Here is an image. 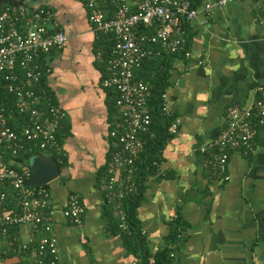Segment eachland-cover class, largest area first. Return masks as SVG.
Masks as SVG:
<instances>
[{
	"label": "crops",
	"instance_id": "obj_1",
	"mask_svg": "<svg viewBox=\"0 0 264 264\" xmlns=\"http://www.w3.org/2000/svg\"><path fill=\"white\" fill-rule=\"evenodd\" d=\"M31 3L49 12L50 31L66 35L60 49L41 58L49 68L48 91L66 113L59 131L65 164L60 167L54 155L40 153L54 158L60 169L58 177L41 185L54 210L58 264H135L103 209L105 175L115 149L108 133L116 113L109 109L102 85L106 71L95 45L103 35L92 31L82 0ZM188 30L191 55L170 58L164 89V115L175 117L177 131L143 181L138 225L154 252L166 244L168 221L179 212L186 229L176 248L178 264H264V125L252 152H231L225 181L211 174L200 151L224 126L226 108L250 106L257 87L264 85V1L214 6L208 15L199 13ZM69 194L85 208L81 226L62 214ZM30 234L29 226L20 225L0 237V264L32 262L31 252L21 249Z\"/></svg>",
	"mask_w": 264,
	"mask_h": 264
},
{
	"label": "built area",
	"instance_id": "obj_2",
	"mask_svg": "<svg viewBox=\"0 0 264 264\" xmlns=\"http://www.w3.org/2000/svg\"><path fill=\"white\" fill-rule=\"evenodd\" d=\"M82 1L94 34L113 39L102 85L113 87L117 94L108 133L115 149L105 175L103 200L112 204L118 227L127 230L123 201L136 188L134 162L152 132L147 108L150 85L136 77L135 71L143 62L162 55L189 57L187 30L192 20L235 0ZM48 19L49 12L32 6L31 0L0 8V237L12 227L29 226L32 234L21 244V249L34 257L28 264H58L50 193L45 186L26 184L30 166L17 159L29 149L54 155L58 162L64 155L57 133L66 113L46 84L40 83L41 76L49 72L47 65L40 64V57L60 49L66 35L61 30L50 31ZM256 92L250 106H228L224 126L200 148L211 174L222 181L229 177L226 169L231 152H252L258 129L264 125V85ZM161 96L164 100V93ZM168 129L176 133V119ZM62 214L76 226L83 224L85 208L76 194H69ZM37 232L45 234L36 238Z\"/></svg>",
	"mask_w": 264,
	"mask_h": 264
},
{
	"label": "trees",
	"instance_id": "obj_3",
	"mask_svg": "<svg viewBox=\"0 0 264 264\" xmlns=\"http://www.w3.org/2000/svg\"><path fill=\"white\" fill-rule=\"evenodd\" d=\"M10 3V2H8ZM188 43L190 40V33L187 30ZM113 43L111 35L100 36L95 45L100 47V54L102 55L101 69L106 71V59L110 47ZM173 55H162L153 61H145L142 65L136 69L135 75L138 78H142L150 85L151 93L148 98L147 108L152 116L151 121V134L146 136V143L143 150L137 156L134 166L135 171L132 175V179L136 183V188L133 192L129 193L123 201V208L125 211V218L127 224V230H121L118 227V220L112 213V206L108 203L103 204L106 218L108 219L109 226L112 232H120L124 239V244L128 249V252L135 258V264H178L177 258V245L185 239L186 226L179 214L175 213V217L168 221V233L165 235V245L157 248L156 251L152 252L145 241V236L141 233L138 221L136 218V208L141 199L143 181L148 174L155 171L154 161L159 160L160 152L164 145V142L172 137L173 134L169 132V124L175 119L172 115H164L162 113V94L167 86V71L170 66V58ZM40 64L43 66L44 63L41 61ZM106 76L102 75V80ZM45 74L41 76L40 83L45 85ZM108 93V104L110 111L116 110V91L113 87H105ZM9 105V104H8ZM61 129V128H60ZM60 131V130H59ZM59 131L57 137L59 138ZM60 141V140H59ZM41 151L37 149H29L19 154L17 159L21 163H27L29 158L33 155L40 154ZM60 162L59 165L62 167L65 164ZM64 163V164H63ZM47 184H45L46 186ZM173 256H170V253ZM152 258V261L149 259Z\"/></svg>",
	"mask_w": 264,
	"mask_h": 264
},
{
	"label": "water",
	"instance_id": "obj_4",
	"mask_svg": "<svg viewBox=\"0 0 264 264\" xmlns=\"http://www.w3.org/2000/svg\"><path fill=\"white\" fill-rule=\"evenodd\" d=\"M25 0H0V8L8 2ZM31 176L26 180L27 185L41 186L60 175L57 161L49 156L39 154L30 159Z\"/></svg>",
	"mask_w": 264,
	"mask_h": 264
}]
</instances>
